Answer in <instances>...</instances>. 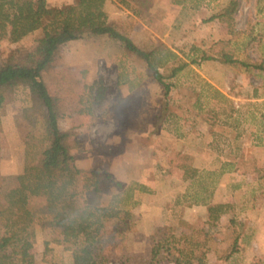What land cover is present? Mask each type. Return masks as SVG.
<instances>
[{"label": "rangeland", "instance_id": "374dc122", "mask_svg": "<svg viewBox=\"0 0 264 264\" xmlns=\"http://www.w3.org/2000/svg\"><path fill=\"white\" fill-rule=\"evenodd\" d=\"M73 1L46 0L50 6ZM229 1L153 0V10L162 16L157 29L139 18L133 20L130 35L138 45L150 48L163 42L180 55L198 60L167 80L171 85L168 96L142 60L128 57L104 37L65 44L55 63L57 70L70 65L83 72L86 82L80 113L59 121L62 129L77 134L81 147L73 150L77 165L85 170L110 171L125 185L139 182L149 188L146 192L135 189L138 204L129 205L137 226L129 246L146 257L151 253L150 237L158 226L176 224L183 233L200 222L210 235L209 264L264 261V146L256 140L264 110V79L255 68L239 62L252 64L264 59V0H239L236 12L226 20H209ZM107 10L118 21L130 15L116 0H107ZM40 34L41 30L30 34L23 44L33 47ZM17 45L7 29L0 48L5 54ZM223 52L239 61L222 63L217 57ZM203 53L212 58L203 59ZM47 77L52 93L63 89L60 83H51L53 73ZM30 98L29 90L20 86L2 117L3 174L23 172L24 143L14 116L30 105ZM199 133L205 137L202 152L189 144L187 149L184 141H197L193 137H200ZM153 138L156 142L152 143ZM135 159L140 164L137 173L136 168L127 166ZM195 169L197 178L192 181L187 177ZM203 185L214 188L215 202L227 205V212L214 224L205 222V205L190 206L185 200L188 193L206 192ZM118 192L110 187L101 202L109 204ZM232 218L240 225L233 224ZM239 226L244 238L227 259ZM32 252L34 264H74L71 251L53 241L50 228L37 229Z\"/></svg>", "mask_w": 264, "mask_h": 264}, {"label": "trees", "instance_id": "16d2710c", "mask_svg": "<svg viewBox=\"0 0 264 264\" xmlns=\"http://www.w3.org/2000/svg\"><path fill=\"white\" fill-rule=\"evenodd\" d=\"M116 1L130 12L128 18H111L107 0H74L55 6L46 0H0V39L9 29L11 41L19 44L5 54L0 48V134L2 117L14 101L16 90L23 86L31 97L30 105L14 116L24 143L22 173L1 172L0 136V264H34L32 250L38 228H50L53 241L71 251L74 264H209L206 255L210 235L200 222L188 226L181 221L191 229L183 233L178 232L176 224L160 225L150 237L148 257L132 251L129 242L137 226L131 220L129 205L138 204L133 191L146 192L148 186L139 182L125 185L110 171L80 168L73 154L81 148L77 134L60 127L62 118L80 113L86 87L83 72L70 65L55 68L59 51L69 42L107 38L128 57L142 60L163 84L166 96L171 88L167 80L177 77L189 64H198L196 57L182 56L163 42L144 48L134 41L130 27L135 18L157 29L162 16L153 10V0ZM238 1L230 0L209 20H226L236 12ZM38 30L41 34L33 47L23 44V39ZM202 58L212 56L203 53ZM217 58L229 64L239 61L224 52ZM239 62L255 68L264 79V59L252 64ZM52 73L51 83L63 85L54 93L46 79ZM260 126L256 140L257 145L264 146V110ZM197 172L195 169L187 178L194 181ZM110 187L119 192L104 204L101 197ZM203 189L206 192L186 194L185 200L190 206L205 205V222L214 224L227 212V205L212 199L214 188L203 185ZM231 222L240 225L234 218ZM235 232L227 259L237 252L240 238H244L240 226Z\"/></svg>", "mask_w": 264, "mask_h": 264}, {"label": "crops", "instance_id": "0c3cea01", "mask_svg": "<svg viewBox=\"0 0 264 264\" xmlns=\"http://www.w3.org/2000/svg\"><path fill=\"white\" fill-rule=\"evenodd\" d=\"M199 136L200 137H193V138H196L197 139V141H195V142H191V143H189L190 141H191V139L189 138V139H186V141H184V142H187V143H183V144H186V148L187 149H189L188 148V144H189V146H193V148H195L196 150H198L199 152H202V150H200V147L204 144V139H205V137L203 136V134H200L199 133ZM153 142H156V139L155 138H153L152 139V143ZM209 141H207V146H210V143H208ZM154 145V144H153ZM153 145H151V146H153ZM153 148H155V147H153ZM204 149H206V148H204ZM156 150V149H155ZM134 161V162H133ZM168 162L169 163H171V160L170 159H168ZM175 163V162H174ZM127 166L128 167H132V168H136L137 170H136V173L138 172V171H140L139 169H140V164H138V163H136V159L135 160H131L130 161V163H127Z\"/></svg>", "mask_w": 264, "mask_h": 264}]
</instances>
